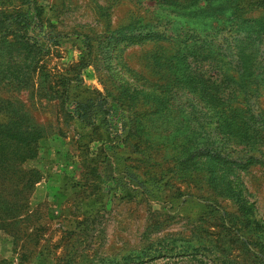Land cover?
Returning <instances> with one entry per match:
<instances>
[{"label":"rangeland","instance_id":"374dc122","mask_svg":"<svg viewBox=\"0 0 264 264\" xmlns=\"http://www.w3.org/2000/svg\"><path fill=\"white\" fill-rule=\"evenodd\" d=\"M38 1L45 27L31 34L47 52L40 60L16 51L11 65L0 57V120L18 117L19 138L45 135L24 163L39 183L21 195L22 217L0 225V264H264V165L234 166L227 185L226 170L191 156L199 97L185 86L180 51L194 32L230 37L211 33L227 18L239 38L260 35L264 9L249 0H225V9L209 0L206 12L190 10L189 0L163 9L160 0ZM20 4L0 0V10ZM150 25L174 41L135 43L131 31ZM49 32L57 45L46 42ZM83 60V95L108 101L105 124L95 127L70 118L69 104L46 96L40 78Z\"/></svg>","mask_w":264,"mask_h":264},{"label":"trees","instance_id":"16d2710c","mask_svg":"<svg viewBox=\"0 0 264 264\" xmlns=\"http://www.w3.org/2000/svg\"><path fill=\"white\" fill-rule=\"evenodd\" d=\"M224 1H218L215 9H225L222 5ZM249 1L252 8L264 9V0ZM189 2L195 4L189 8L192 11L197 9L199 12H206L209 7V0ZM160 3V9L170 4L169 0H160ZM172 3L177 4L182 11L181 2ZM44 14V7L38 0H21L16 10H0L2 63L8 62L11 65L10 60L16 51L35 54L39 59L42 53L47 52L48 46L40 48L39 42L31 34L35 30H44ZM229 21L232 18L220 20L219 28L211 31L216 36L224 31L229 32L230 37H224L222 42L204 37L201 32H194L189 34V38L195 41L185 44L182 40L185 46L180 51L186 50L184 55L188 71L185 86L199 97V110L195 112L198 116L192 117L197 121L199 129L196 140L192 143L195 144V153L191 156H197L195 160L200 163L206 164L209 161L216 169L226 170V184L234 185L228 173L234 166L264 165V32L260 35L249 33L239 38ZM168 31H156L150 25L149 28L136 26V31L131 33L135 43L145 40L174 41L173 35ZM55 37L49 32L45 40L50 45H57ZM88 47L87 55L91 53V47ZM86 67L83 60L71 72H48L40 78L47 82L46 96L64 99L69 104L70 118L84 126L95 127L99 120L105 124V116L109 114L108 101L96 95H83L82 71ZM44 68L43 65L40 67L41 70ZM21 70L19 67L18 71ZM174 82L173 80V85ZM72 88L75 90L73 94L70 92ZM190 106L191 109L195 108ZM206 118L214 121L213 126H210ZM19 124V118L15 116H10L4 122L3 119L0 120V225L22 217L26 198H21V195L33 191L41 178L35 168H25L24 163L34 159L38 141L45 135L37 131H24L19 138V134L15 132ZM10 137L12 140L7 145ZM246 210L251 211L250 207ZM262 239L264 240L263 237ZM261 261L264 263V257Z\"/></svg>","mask_w":264,"mask_h":264}]
</instances>
